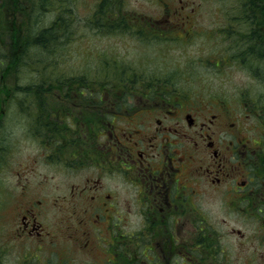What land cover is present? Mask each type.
I'll return each instance as SVG.
<instances>
[{"label":"flooded vegetation","instance_id":"obj_1","mask_svg":"<svg viewBox=\"0 0 264 264\" xmlns=\"http://www.w3.org/2000/svg\"><path fill=\"white\" fill-rule=\"evenodd\" d=\"M235 2L231 15L213 28L210 40L217 49L208 61L217 70L225 66L249 70L252 59H257L261 68L264 0ZM181 9H175L181 13L176 16L167 11L163 16H142L144 28L179 29L182 42L187 43L201 33L199 22H192L194 17ZM66 84L69 94L58 95L55 108L40 104L51 97H35L39 112L52 110L63 126L56 120H41L36 121L40 127L30 130L34 136L50 132L51 142L42 144L56 170L70 173L66 177L69 191L59 195L21 192L26 201L13 227L14 238L50 246L62 264H70L76 251L96 253V246L100 247L92 237L89 225H93L105 231L100 239L108 233L103 240L113 254L98 264H227L231 253L218 227L207 223L200 203L202 197L212 196L250 221L257 217L256 232L264 245V116H260L264 106L257 109L251 97L245 103L236 95L242 100L237 106L230 101L236 96L220 91L209 96L193 93L171 77L128 81L125 90L120 80L74 79ZM250 117L260 123H248ZM53 179L60 183L56 176ZM124 184L131 186L125 196ZM49 195H54L56 205L58 198L67 199L57 207L73 211L69 222L77 211H86L89 218L83 228L84 221L69 223L72 235L62 252L57 249L60 236L45 231L39 217ZM121 211L139 212L143 226L124 229ZM192 214L196 217L191 218ZM236 232L249 237L240 228ZM247 259L246 264H264Z\"/></svg>","mask_w":264,"mask_h":264},{"label":"rangeland","instance_id":"obj_2","mask_svg":"<svg viewBox=\"0 0 264 264\" xmlns=\"http://www.w3.org/2000/svg\"><path fill=\"white\" fill-rule=\"evenodd\" d=\"M1 2L0 0V5ZM114 2L119 3L111 10L114 14H120L123 10V14L128 13L130 15L133 11L136 14L140 13L147 16L163 14L167 5L175 3L177 7H180L181 4H188L191 10L190 14L199 22L197 24L199 26L198 32L201 34L184 43L174 42L173 39H170V42H165V39L161 38L150 41L143 40L136 34L126 30L122 31L123 28L121 27L119 30L112 29L110 32H102L97 27L85 24L87 17L90 16L89 18L93 20L95 17L92 16L100 10L97 0H76V9L70 16L73 20L72 24L60 32L61 38L57 45L62 49L65 47V52L56 57L57 65L49 64L53 62V55L49 56L40 52L33 44L24 58L21 55H12V58L16 59L12 62V58L7 57L6 65L11 62L7 66L9 69L6 70L7 67L0 65V86L2 82L5 84L4 91L0 93L2 101L5 100L4 103L0 102V227L2 229V231L0 229V242L4 244L6 251L3 256L5 264H21L25 259L32 258L34 254H27L24 251L29 246L37 250L38 264L61 262L55 252H52L50 246L13 237V227L19 222L26 201V196L23 197L21 192H47L59 195L69 191V180L67 182L66 177L70 173L64 170L62 173L58 172L55 165L50 162L52 157L48 156L47 148L43 146V144L46 145L51 142L50 132L34 136L30 130L32 120L41 115L37 110L38 103L35 97L45 95L43 86H40V91L44 94L36 95L37 85L41 83L34 81H38L39 77L49 75L55 78L59 77L62 81H58L63 82L60 84L65 87L67 84L64 80L68 75H72L76 80L105 81L107 78L106 73L103 72L105 68L121 75L129 74L131 76L136 73L139 81L153 80L158 76L169 75L175 80V83L184 85L188 89L187 91L190 90L193 93L209 96L220 91L234 97L240 95L244 98L245 103L250 102L251 97L252 101L258 105L257 109L264 106V82L262 81V74H260L264 73V70L258 73L257 71L253 72L254 67L259 68L257 59H252L253 64L249 70H243L240 66L233 68L225 66V69L217 70L215 64L208 61L213 51L217 49H213L214 43L213 40H210L213 28L219 24L221 18L234 11V7L237 6L235 0H183L182 2L180 0H114ZM194 7L196 10L192 11ZM10 10L11 18L5 19V24L15 20V24L21 27L23 21L27 22L28 16L22 15L16 8L12 9V6ZM56 14L57 9L55 8L45 9L39 16L41 18L37 23L28 20L30 22L28 28L33 25L35 29H40L43 25L50 23ZM79 26L81 27L78 28ZM178 30H175L174 33L181 39L179 33L181 30ZM11 33L12 28L9 31L7 27L8 36L5 42L9 43L6 49L9 52L12 50V54H14L15 47L13 44L15 42ZM21 36L25 37L23 34ZM142 37L145 38L144 35ZM15 39L17 38L15 37ZM16 45H19L20 50L23 49L20 43ZM260 66L259 69L264 68V64H260ZM123 67L127 69L125 73L122 70ZM99 69L101 70L100 73ZM114 80L119 81V79ZM133 80L137 79L134 78ZM128 81L134 82L126 80L125 84ZM90 85L93 86L91 83ZM28 86L31 87L28 88ZM58 89L60 88L48 90V97L51 98L46 101V105L56 101L60 95ZM237 96L235 98L230 97V101L239 106L242 100ZM55 105L56 103L53 105L54 108ZM246 106L244 104V107ZM63 113L70 112L65 110ZM260 116H264V113H261ZM250 118L248 123L255 124V126L260 123L258 118ZM51 120H56L58 126H63L59 125L58 117ZM245 124L249 127V124ZM37 127H40L39 123ZM53 127L55 126L53 125ZM52 175L56 176L60 183H55L54 177H50ZM130 190L131 186L124 184L122 187L123 196ZM49 196L44 206L45 211H40L39 217L44 223L45 231L49 230L60 236L59 241L61 242L57 245V249L62 252L68 249L67 237L72 235L68 226L69 223L78 220L84 221V224L80 225L83 228L89 218L86 211H77L74 218L69 222L73 211H58L57 207L67 199L58 198L59 204L56 205L54 195ZM200 203L205 209L203 212L207 217V223H212L218 227L222 234L221 241L227 251L231 253L228 256L229 261H226L227 264H246V257L253 259L256 263L264 261L261 258V255L264 254V245L260 244L261 239L256 232V224L259 223L257 217H253L250 221L249 217L229 210L220 198L215 199L212 196L202 197ZM121 213L123 214L124 229L139 230L143 226L142 215L139 212L121 211ZM195 217V215H191V218ZM89 226L92 230L93 239H97L99 246L103 248L96 246V253L76 251L73 255L75 259H72L73 263L70 264H98L100 259H108L113 256L108 248L109 244L103 240V238L106 239L108 233L101 234L100 239L99 234L104 230H98L93 225ZM59 228L63 229L60 234ZM237 228H240L249 237L246 239L241 236L236 232ZM11 241L13 242L11 243ZM134 243L137 245L135 241ZM105 248L109 250V254ZM40 249L43 254L39 253ZM23 252L26 254L25 258ZM49 258L51 259L50 262L48 261ZM32 259L37 261V257Z\"/></svg>","mask_w":264,"mask_h":264},{"label":"trees","instance_id":"obj_3","mask_svg":"<svg viewBox=\"0 0 264 264\" xmlns=\"http://www.w3.org/2000/svg\"><path fill=\"white\" fill-rule=\"evenodd\" d=\"M1 1L2 2L0 5L1 6L0 8V65L2 67H7L11 63L10 62L9 64L6 65L8 56L12 58V55H15V56L21 55L24 58V56L28 54V51L30 50L32 44L34 47L38 48L40 52H43L49 56L53 55L54 56L53 62H50L49 64H52L54 66L57 65L58 60H56L57 59L56 57L62 55L65 52V47H63L62 49L59 45H57L58 40L61 38L60 32L63 28L66 29L71 26L73 20H71L70 16L73 13V11H75L76 9V6H75L76 0H22V1L21 0H1ZM67 4H69V6L66 7ZM97 4L99 5L98 7H100V10L97 12V15L92 16L96 18V21L91 22L92 25L101 27L102 29H104L103 31L106 30L107 32H110L111 31L110 28L118 27L120 26V23L123 24V26L127 24L126 29H128L129 32H132L140 36V38L142 39H147V36L145 35L146 33L143 32L141 29H137L140 26L139 23H144V21L141 19L142 14L140 13L136 14V12L132 11L130 15L128 13L123 14V18H125L126 21L118 22L117 17L113 19L115 14L111 12V10H113V8L116 7V5L118 6L119 3L116 2L115 4L114 0H97ZM11 6H12V9L16 8L22 15L28 16L27 22L23 21L21 27L15 24V20H13L12 23H8V24H5L4 22L5 19L11 18V15L9 14L11 13V10H10ZM54 8L57 9V14L54 17V19L51 20L50 23L43 25L40 29H35L33 25L29 26L28 28V24L30 23L29 21L31 22L35 21V23H37L38 20H40L41 17L39 16H41V14L43 13V10L45 11V9L47 10V9H54ZM263 11H264V8H263ZM253 15H255L254 11H253ZM261 15H264V12ZM101 16L106 21L100 19L99 17ZM86 19L87 21H89V17H87ZM129 21L136 23V26L135 24L130 23ZM7 27L9 28V31L12 28L11 35L14 37V42H15L13 44V47H15L14 54H12V50L9 52L6 49V46L9 44L8 42H5L8 36ZM80 27L81 26H79L78 28ZM21 34L25 35V37H22ZM143 35H145V38L142 37ZM15 37L17 39H15ZM152 37H158V35H152ZM18 43L22 45V48H23L22 50H20L19 45H16ZM47 55H44V56H47ZM19 58L21 59V57ZM15 60L16 59L12 58V62H14ZM8 68L9 67H7L6 70ZM122 70L125 73L127 69L126 67H123ZM100 72L101 70L99 71V73ZM103 72H105L107 75V78L105 80L107 82L113 81V79H119L122 81H126V80H133L134 78H137L136 73L131 76H129V74H123L124 75L123 76L120 73L116 74L115 71H111L110 69L106 70V68L104 69ZM126 76H129V77H126ZM57 79H59V77L55 78L54 76H51V75L47 77L45 76L39 77L38 80L42 81L43 83L37 85L38 91L36 92V95L40 96L44 94L42 91H40V86H43V90L45 91L54 88L55 84L53 82L56 81ZM106 85H108L107 86L108 88L111 87L110 83ZM125 86L126 85L124 84L122 87L124 88V90L127 88ZM30 87L31 86H28V88ZM3 91H4V84L2 83V85L0 86V93ZM26 94H29V93H26ZM115 95L119 96L118 94H115ZM125 96H126V93H125ZM43 104H45V102ZM0 216H1V212H0ZM3 245L4 244L0 242V264H5L3 261V256L6 253V251ZM32 258H27L29 260L25 259V261L21 264H37V261L33 262L34 259Z\"/></svg>","mask_w":264,"mask_h":264}]
</instances>
